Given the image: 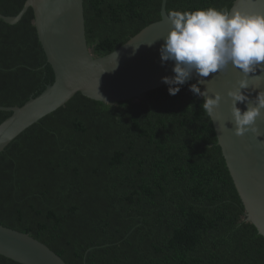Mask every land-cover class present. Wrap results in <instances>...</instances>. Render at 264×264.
I'll use <instances>...</instances> for the list:
<instances>
[{"label":"trees","instance_id":"16d2710c","mask_svg":"<svg viewBox=\"0 0 264 264\" xmlns=\"http://www.w3.org/2000/svg\"><path fill=\"white\" fill-rule=\"evenodd\" d=\"M26 1L0 0V13L17 16ZM235 1L168 0L167 12ZM162 3L84 0L91 53L107 56L161 21ZM33 21L32 8L15 25L0 19V107H23L55 82ZM196 83L113 104L78 93L32 125L0 154V225L67 264H264V237L247 221ZM11 115L0 110V125Z\"/></svg>","mask_w":264,"mask_h":264},{"label":"water","instance_id":"95a60500","mask_svg":"<svg viewBox=\"0 0 264 264\" xmlns=\"http://www.w3.org/2000/svg\"><path fill=\"white\" fill-rule=\"evenodd\" d=\"M167 1L162 3L161 21L149 25L122 47L100 58L91 53L88 45L84 0H27L17 16L0 13L1 20L15 25L30 8L33 9L34 26L55 73L54 84L23 107H0V110L12 112L0 125V154L21 133L64 107L78 93L113 104L138 101L165 86L162 78L175 75L174 63L169 61L162 66L160 54L164 38L170 31ZM231 11L264 14V0H236ZM242 78L241 71L232 67L226 75L212 74L204 78L201 89L211 98L216 93L223 97L215 110V123L212 120L217 143L245 206L247 221L264 237V113L256 122L260 129L258 137L251 133L237 136L232 123L231 99L227 95L238 87ZM193 79L198 81L200 77L194 74ZM260 91H264V76L253 81L245 94L254 100ZM237 106L246 110L244 104ZM0 255L21 264H67L39 240L1 225Z\"/></svg>","mask_w":264,"mask_h":264},{"label":"clouds","instance_id":"9594fccd","mask_svg":"<svg viewBox=\"0 0 264 264\" xmlns=\"http://www.w3.org/2000/svg\"><path fill=\"white\" fill-rule=\"evenodd\" d=\"M167 19L170 31L164 38L160 54L162 66L169 61L174 63L175 75L162 78L169 94L177 95L194 74L200 77L190 91L203 100L204 113L215 123V110L223 97L219 93L214 98L209 97L206 90H201V85H204V78L212 74L226 75L235 67L243 76L238 87L227 94L231 99L235 135L243 137L251 133L258 137L260 129L256 122L264 113V91L258 92L254 100L245 93L253 81L264 76V14L209 7L183 12L172 10L167 13ZM258 72L261 74L257 75ZM238 103L244 104L246 110H241Z\"/></svg>","mask_w":264,"mask_h":264}]
</instances>
